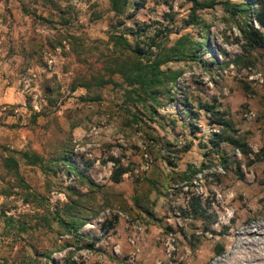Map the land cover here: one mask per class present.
<instances>
[{"label":"rangeland","instance_id":"rangeland-1","mask_svg":"<svg viewBox=\"0 0 264 264\" xmlns=\"http://www.w3.org/2000/svg\"><path fill=\"white\" fill-rule=\"evenodd\" d=\"M200 1L0 0V264H264V29ZM113 33L195 55L151 96Z\"/></svg>","mask_w":264,"mask_h":264},{"label":"trees","instance_id":"trees-1","mask_svg":"<svg viewBox=\"0 0 264 264\" xmlns=\"http://www.w3.org/2000/svg\"><path fill=\"white\" fill-rule=\"evenodd\" d=\"M127 0H110V4L112 9L115 12H120L124 5L126 4ZM192 15L188 18L191 22H197L198 16L194 15V11L196 8L199 7H205L208 4H206L203 1L200 0H192ZM252 3V0L244 1L241 6V10L244 11L246 7ZM257 3V9L255 10L254 17L257 20L260 27L264 29V0H256ZM254 32H252L253 37L257 41V44L264 46V32L259 28L253 26ZM114 44H119L120 46L124 47L125 49H128V54L134 56L135 58H132V65L129 69H123L121 66L117 68L124 77L126 83L128 85H134L137 84L140 89H143L147 91L151 96H154V92L156 91V87L158 85L168 86L170 83H173L179 74L177 70H171L166 71L162 68H160V65L166 61H169L171 59H179L181 56L189 55L194 56L195 50L194 49H188L182 46L181 40L178 39L177 42L173 47H168L164 50H161L159 53H156L155 56L152 59H148L146 62L140 61L141 56L146 53V50L139 46L138 43L132 44L125 36L122 34H116L113 33L110 36ZM200 46L203 44V42L198 43ZM208 48V44H205ZM188 49V50H187ZM151 51V50H150ZM210 51V50H209ZM137 58V59H136ZM214 59L216 57L214 56ZM116 61V57H115ZM102 82V80H101ZM87 86L88 84H80ZM129 91H138L136 87L130 88ZM203 107L209 111L210 113H213L217 116V119L223 126H228L229 122L227 120H224L221 118L220 114H218L217 110H215L212 106V104L204 103ZM216 134V133H214ZM218 140H227L232 144H235L237 146H240V140L232 137L230 135H221V133L216 134L215 141ZM23 155H27L28 153L26 151H21ZM68 158V154L60 156V159L66 160ZM40 156L36 153L32 154V160L31 161H39ZM6 163L13 167L14 169H17V160L13 156H7ZM120 171L115 170V174L113 178L116 180L118 179V174ZM57 220L61 223H65L69 229H75L77 230L81 225H83L86 221V218H81L78 220H64L62 217L58 216ZM48 255V254H47Z\"/></svg>","mask_w":264,"mask_h":264}]
</instances>
